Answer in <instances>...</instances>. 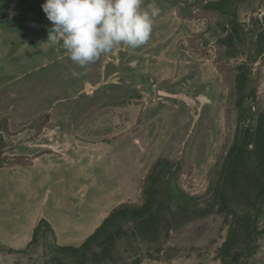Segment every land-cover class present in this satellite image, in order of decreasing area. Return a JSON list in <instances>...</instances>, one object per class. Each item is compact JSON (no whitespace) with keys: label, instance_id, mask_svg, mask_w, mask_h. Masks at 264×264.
Instances as JSON below:
<instances>
[{"label":"rangeland","instance_id":"rangeland-1","mask_svg":"<svg viewBox=\"0 0 264 264\" xmlns=\"http://www.w3.org/2000/svg\"><path fill=\"white\" fill-rule=\"evenodd\" d=\"M44 2L0 0V264H264V0H156L83 69Z\"/></svg>","mask_w":264,"mask_h":264},{"label":"clouds","instance_id":"clouds-1","mask_svg":"<svg viewBox=\"0 0 264 264\" xmlns=\"http://www.w3.org/2000/svg\"><path fill=\"white\" fill-rule=\"evenodd\" d=\"M143 5L144 0H45L42 9L52 24L48 40L62 42L70 60L86 68L119 45L136 49L149 41L160 9L156 0Z\"/></svg>","mask_w":264,"mask_h":264},{"label":"crops","instance_id":"crops-1","mask_svg":"<svg viewBox=\"0 0 264 264\" xmlns=\"http://www.w3.org/2000/svg\"><path fill=\"white\" fill-rule=\"evenodd\" d=\"M100 205L99 206H97V208L95 209V211H94V214H92L91 216H89V218H88V221L86 222L87 224H83V225H81L80 227H79V229L81 230V231H86L85 230V228H87V226H92V224H93V220H94V218H96V220H97V224H99V222H100V220L101 219H103L104 217H105V215L104 214H101V209H100ZM56 231V230H55ZM91 231V230H90ZM90 231H87L85 234H81V237H86L88 234V232L90 233Z\"/></svg>","mask_w":264,"mask_h":264},{"label":"trees","instance_id":"trees-1","mask_svg":"<svg viewBox=\"0 0 264 264\" xmlns=\"http://www.w3.org/2000/svg\"><path fill=\"white\" fill-rule=\"evenodd\" d=\"M115 210H117V209L116 208L112 209V211L109 213V215L112 214V212ZM109 215L102 221V223L106 222V219L109 217ZM40 222L46 224L48 226L50 232L52 233L51 228L49 227V225L47 224V222L45 220H41ZM97 229H99V227ZM97 229H96V231H97ZM95 232L93 234H91L89 237H87L86 240L90 239V237H92L95 234ZM68 247H71V246H68Z\"/></svg>","mask_w":264,"mask_h":264},{"label":"water","instance_id":"water-1","mask_svg":"<svg viewBox=\"0 0 264 264\" xmlns=\"http://www.w3.org/2000/svg\"><path fill=\"white\" fill-rule=\"evenodd\" d=\"M202 99H203V100H206V98H205V97H202Z\"/></svg>","mask_w":264,"mask_h":264}]
</instances>
